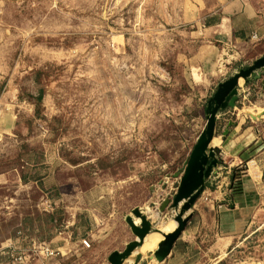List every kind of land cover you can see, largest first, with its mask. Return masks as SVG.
Listing matches in <instances>:
<instances>
[{"label":"rangeland","instance_id":"rangeland-1","mask_svg":"<svg viewBox=\"0 0 264 264\" xmlns=\"http://www.w3.org/2000/svg\"><path fill=\"white\" fill-rule=\"evenodd\" d=\"M207 1L0 0V264H109L135 239L123 219L138 225L134 208L154 229L173 226L208 102L264 54V0H244L263 38L237 44L205 38ZM251 79L216 115L261 113L264 92ZM211 143L217 168L185 215L196 205L212 220L207 204L229 180ZM201 234L210 250L215 233ZM240 234L217 263L204 249L205 264H264V204ZM154 240L136 264L163 237Z\"/></svg>","mask_w":264,"mask_h":264},{"label":"crops","instance_id":"crops-1","mask_svg":"<svg viewBox=\"0 0 264 264\" xmlns=\"http://www.w3.org/2000/svg\"><path fill=\"white\" fill-rule=\"evenodd\" d=\"M214 1H207L206 5L215 3L214 9H209L201 22L205 38L213 39L219 43L236 44L259 41L263 38L260 23L257 20L259 16L249 2L233 0L220 4L216 2L217 0ZM258 72L261 74L259 79L250 77L252 78L251 82L252 85L259 86L264 92L262 84L264 68ZM240 91L237 88V99ZM260 110L262 112L264 107ZM223 114L218 113L215 116L216 123L211 145L217 147L218 159L223 160L222 162L231 171L227 177L229 187L216 193L214 202L207 204V211H213L214 219H208L202 209H196V205L193 206L192 212H196V214L191 215L184 230L173 244L169 255L163 260V263L161 262L162 264H173L175 261H179L181 264H205L204 249L215 254V259L219 255L215 260L217 263L222 256H225L236 246L244 226L246 227L251 221L258 206L264 204V114L256 120L238 118L233 122L221 118ZM253 115H257V112ZM225 175L227 174L225 173ZM205 193L206 186L203 187L201 195ZM209 216L210 214H208ZM126 217H123L124 221ZM198 217L201 218L200 221H198ZM75 221V219L72 220L71 224H74ZM206 228L215 233L210 250L205 247L206 239L201 234ZM166 229L163 228L160 231L161 238L167 232ZM105 230V228L102 229L103 234L108 233ZM108 235L110 234L108 233ZM59 248L61 249V247ZM113 250L117 252L118 249L114 248ZM192 253L197 254L198 257L200 254V259L192 260Z\"/></svg>","mask_w":264,"mask_h":264},{"label":"water","instance_id":"water-1","mask_svg":"<svg viewBox=\"0 0 264 264\" xmlns=\"http://www.w3.org/2000/svg\"><path fill=\"white\" fill-rule=\"evenodd\" d=\"M264 68V55L256 59L251 66L245 70L239 71L237 74L227 79L223 83L217 86L215 93L208 102L206 109L207 118L205 129L200 133L193 149L189 155L185 164L183 174L179 179V185L177 191L172 199L171 207H179V212L174 216V222H176V228L174 231L167 235H162L163 240L159 243L156 251L149 253L147 264H159V258L164 260L170 253L173 244L184 230L187 222L191 218V214L185 215L190 210L194 201L198 198L203 190L204 182L208 179L212 173V170L217 165L213 149L209 147L211 140L214 137L215 116L219 109H224L226 106L234 107L237 101V86L238 81L241 78L243 81L248 77L259 79V70ZM264 85V81H262ZM264 90V87H263ZM264 114V110L257 115L249 114L251 120H256L260 115ZM168 200L162 203L160 211H163L165 205L168 204ZM140 222L135 225L133 219L130 216L125 218V223L128 225L131 233L135 239L128 244L121 252H112L108 257L109 264H122L132 253L133 249L140 247L143 243V239L154 229L151 223L146 219L137 208L131 211ZM140 259L134 258L133 264L139 262Z\"/></svg>","mask_w":264,"mask_h":264},{"label":"bare ground","instance_id":"bare-ground-1","mask_svg":"<svg viewBox=\"0 0 264 264\" xmlns=\"http://www.w3.org/2000/svg\"><path fill=\"white\" fill-rule=\"evenodd\" d=\"M242 82V79L240 78L238 81V84L240 85ZM212 141V140H211ZM211 143V142H210ZM210 147V144H209ZM175 211V210H174ZM177 212V211H176ZM186 214V213H185ZM184 214V216H185ZM161 219V218H160ZM174 219V217H173ZM165 221V220H164ZM163 221V222H164ZM168 222V221H167ZM167 222H164L162 224L159 225V227L157 229H153L151 233H149L147 236L144 237L143 239V243L140 247H136L133 249L132 253H136L134 258H138L141 259L142 255L145 253V251L148 249V245H149V240L155 239L154 242H156L157 239H160V231L166 226ZM174 222V220H173ZM166 223V224H165ZM176 228V222H174L173 226L165 233V235L171 233L172 231H174V229ZM158 245L156 243V249H157ZM134 260V259H133Z\"/></svg>","mask_w":264,"mask_h":264},{"label":"built area","instance_id":"built-area-1","mask_svg":"<svg viewBox=\"0 0 264 264\" xmlns=\"http://www.w3.org/2000/svg\"><path fill=\"white\" fill-rule=\"evenodd\" d=\"M215 168H217V165H216V167H214L213 168V170H212V173H213V171H214V169ZM219 169V168H218ZM223 169H225V168H223ZM211 173V174H212ZM225 173L227 174L226 176L228 177L229 175H230V173H231V171H230V169L228 168L226 171H225ZM228 184V183H227ZM229 185V184H228ZM229 187V186H228ZM45 253L47 254V255H52L53 254V252L52 251H49L48 249H45Z\"/></svg>","mask_w":264,"mask_h":264}]
</instances>
